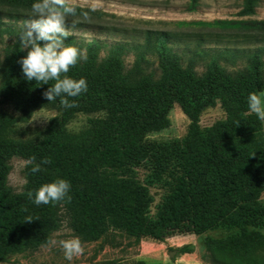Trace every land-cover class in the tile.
<instances>
[{"label": "trees", "instance_id": "obj_1", "mask_svg": "<svg viewBox=\"0 0 264 264\" xmlns=\"http://www.w3.org/2000/svg\"><path fill=\"white\" fill-rule=\"evenodd\" d=\"M32 2L0 0L6 7L0 9V42L4 32L16 35L0 52V99L11 103L23 118L37 107L56 109L60 117L26 137H15L16 118L0 109V254L45 244L58 229L63 210L73 231L85 239L108 229L163 240L174 232L237 228L238 235L207 240L203 261L264 264V235L248 229L264 221V205L258 201L264 147L245 138L262 130V120L248 111L246 98L249 92L264 89V47L252 51L243 67L227 70L213 55L197 72L191 61L181 63L167 44L166 32L154 39L146 35L142 44H128L134 51L129 65L121 50L101 54L98 40L90 39L84 42L87 59L62 74L84 77L87 89L67 97L73 106L62 107L60 97L50 102L42 97L48 85L24 80L17 63L26 52L19 34L33 15ZM256 2L242 0L238 14H252ZM195 3L190 0L191 8ZM61 5L80 11L64 2L56 5L57 10L62 11ZM1 17L20 18L22 25L14 28ZM203 24L241 30V37L264 45V19ZM75 39L68 34L65 43L77 46ZM149 50L156 57L152 69L147 66ZM215 100L224 118L200 126V113ZM174 102L190 120L185 135L172 142L148 141V133L169 124L167 114ZM74 112L102 115L90 118L87 128L72 132L65 122ZM12 155L27 160L21 193H13L6 183ZM45 159L47 163H41ZM141 163L149 168L143 180L135 171ZM37 164L40 170L32 172ZM57 177L70 184L66 198L39 205L29 199V190ZM156 183L167 191L151 213L148 187Z\"/></svg>", "mask_w": 264, "mask_h": 264}, {"label": "rangeland", "instance_id": "obj_2", "mask_svg": "<svg viewBox=\"0 0 264 264\" xmlns=\"http://www.w3.org/2000/svg\"><path fill=\"white\" fill-rule=\"evenodd\" d=\"M75 6L80 11L64 14V26L68 34L76 37L75 43L86 49L85 41L98 40L101 54L110 49L122 51L124 63L129 65L134 58V51L128 47L144 43V37L153 39L159 32L169 34L167 44L175 52L182 64L191 61L197 72H201L206 61L213 55L227 70L243 67L248 55L257 47L264 45L255 39L241 37V30L223 28L203 23L228 19H264V0H257L254 12L239 15L242 0H196L191 8L190 0H59ZM0 9L6 7L0 5ZM2 21L14 28L22 25L20 18L15 20L1 17ZM28 21V19L26 20ZM25 21V23H26ZM15 34H2L0 52L3 46L14 41ZM264 59V52L261 54ZM149 69L156 67V57L152 50L146 52ZM264 101V89L258 92ZM0 109L16 118L14 136L26 137L33 129L47 127L53 118H59L60 112L53 108L37 107L27 116L21 117L14 106L0 99ZM102 115L99 112H74L67 121V130L77 132L89 126V119ZM169 124L160 130L148 133L147 140L172 142L180 140L186 133L189 118L179 104L174 102L168 111ZM224 110L218 100L206 107L199 116L200 126H210L223 119ZM247 140L264 147V120L262 130L245 137ZM27 160L19 155H12L8 160L9 170L7 186L13 193L24 190ZM139 180L149 173L146 163L135 167ZM152 197L150 212L154 213L167 189L160 183L148 187ZM258 201L264 205V182L258 184ZM264 235V221L248 227ZM237 228H214L203 232H174L163 240L138 237L124 230L108 229L99 236L85 239L76 234L69 224L68 215L62 210V220L49 240L33 249L8 251L0 254V264H209L203 261L206 242L209 239H225L238 235ZM77 236L81 241L82 252L69 261L58 241ZM57 241V243H53ZM145 249L150 255H142ZM160 253V258L154 257Z\"/></svg>", "mask_w": 264, "mask_h": 264}, {"label": "clouds", "instance_id": "obj_3", "mask_svg": "<svg viewBox=\"0 0 264 264\" xmlns=\"http://www.w3.org/2000/svg\"><path fill=\"white\" fill-rule=\"evenodd\" d=\"M58 3L59 0H33V15L19 34L21 49H26V52L19 57L17 63L24 80L35 81L38 86L48 85L41 93L47 102L60 97L62 107H71L73 102L67 97H76L86 91V80L84 77L74 79L62 74L68 73L70 66L75 65L78 60H86L87 55L86 49L65 43L68 32L64 26V14L72 13L74 9L61 5L62 11L57 10ZM246 100L248 111L255 114L257 119L264 120V101L261 96L257 92H249ZM41 163H47V160H42ZM39 170V164L31 169L32 172ZM69 189V182L57 177L42 183L34 191L29 190L27 196L34 204H49L66 198ZM58 244L65 259L69 261L82 252L81 241L77 236L60 239Z\"/></svg>", "mask_w": 264, "mask_h": 264}, {"label": "crops", "instance_id": "obj_4", "mask_svg": "<svg viewBox=\"0 0 264 264\" xmlns=\"http://www.w3.org/2000/svg\"><path fill=\"white\" fill-rule=\"evenodd\" d=\"M141 254L142 255H150V256L152 255L150 251L148 252L145 249H142ZM154 257L160 258V253H159V250L158 249H157V253L154 255Z\"/></svg>", "mask_w": 264, "mask_h": 264}]
</instances>
